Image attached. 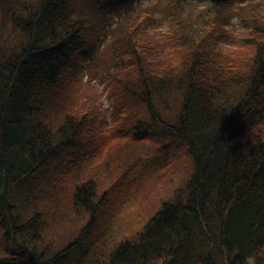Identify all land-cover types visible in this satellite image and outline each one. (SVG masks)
<instances>
[{
	"label": "trees",
	"instance_id": "16d2710c",
	"mask_svg": "<svg viewBox=\"0 0 264 264\" xmlns=\"http://www.w3.org/2000/svg\"><path fill=\"white\" fill-rule=\"evenodd\" d=\"M0 8V264H264V0Z\"/></svg>",
	"mask_w": 264,
	"mask_h": 264
},
{
	"label": "rangeland",
	"instance_id": "374dc122",
	"mask_svg": "<svg viewBox=\"0 0 264 264\" xmlns=\"http://www.w3.org/2000/svg\"><path fill=\"white\" fill-rule=\"evenodd\" d=\"M203 1H207V0H195V2H203ZM246 1H248V0H237V2H246ZM1 9V8H0ZM106 102V101H105ZM164 137L162 136V135H160V134H158V135H150L148 138H144V140H141L140 141V143H137L136 141H134V139H133V141H132V139H128L127 137H125V136H123L120 140H121V142L122 143H125V144H129L130 146H133V150H131L132 152H130V153H134V157H131V155H129V156H127L126 158L127 159H124V161L126 162V163H132V164H135V165H140L139 164V162H145V161H149V160H151V159H148V158H150V157H147L148 156V154H151L152 152H151V150H154V149H156V147L157 146H159V143L162 141V139H163ZM115 142H117V141H112V144L113 143H115ZM164 142H166V140H164L161 144H163ZM164 144H166V146L168 145V146H171V148H173V147H176L177 149H179V146L181 145L180 144V142H178L177 141V143L176 144H168L167 142L166 143H164ZM165 146V147H166ZM183 146V145H182ZM167 151H171V150H167ZM156 153V152H155ZM160 153H161V155H160V157L162 158V159H164V158H166L167 156H169L168 155V152H166V151H160ZM107 158H112L115 154H113L112 153V145L111 146H109V148H108V151H107ZM163 154H165V155H163ZM152 155V154H151ZM185 153H183L182 155H179V158H177L176 160H175V162H179L178 164H179V166H178V168H180V169H185V167H186V165H188L189 163L191 164L192 163V161H188V155H186ZM139 169H136V172L137 173H135L136 175H138L139 173H138V171L139 172H141L142 170H140V167H138ZM152 168H154V167H152ZM93 169H94V167L92 166V168H91V171H93ZM171 168H166L165 170H162V171H158V174L160 173L161 174V176H158L157 174H151V173H148L149 175H148V179H146V180H148V181H150V186L152 185H154V186H156L157 187V185H155V182L156 183H158L159 182V180L160 179H162V180H160V184H162V185H164L165 184V178L166 177H168V176H173L174 175V173H172L171 171ZM153 171H156V168H154L153 169ZM94 172L95 173H98L99 174V171H97V170H94ZM173 172H175V171H173ZM179 180V179H178ZM100 181V180H99ZM148 184V183H147ZM149 185V184H148ZM105 183H104V181H100V183L98 182V183H95V187L97 188V196L96 197H94V202L96 203V207H98V204H99V202H102L104 199H106V203H110V202H112V201H114V199H115V197L113 196V194H111V193H106L104 196H103V194H104V191H105ZM152 188H155V187H152ZM108 191V190H107ZM108 195H110V196H108ZM103 196V197H102ZM107 196V197H106ZM77 204H79V203H77ZM107 205V204H106ZM99 208V207H98ZM101 208V207H100ZM99 208V209H100ZM122 209H124V207L122 208ZM121 211L122 210H120V211H118V212H115L114 213V211H113V209H110V210H105L104 209V211L102 210L101 212V216L105 219H108L107 221H109V220H111L112 222H118L119 223V220H121L122 218H120V216H121ZM74 214V213H73ZM76 216V215H75ZM147 217V216H146ZM79 221V224L81 223V221H82V219H81V217H79V218H77ZM147 219H148V217H147ZM110 223V222H109ZM139 223V222H138ZM138 223H137V225H138ZM85 224H86V227L88 226V224H89V222H88V220L87 219H85ZM144 225V224H143ZM139 228H137V230H138ZM136 230V231H137Z\"/></svg>",
	"mask_w": 264,
	"mask_h": 264
},
{
	"label": "clouds",
	"instance_id": "9594fccd",
	"mask_svg": "<svg viewBox=\"0 0 264 264\" xmlns=\"http://www.w3.org/2000/svg\"><path fill=\"white\" fill-rule=\"evenodd\" d=\"M243 264H259V258L256 253H250L243 257Z\"/></svg>",
	"mask_w": 264,
	"mask_h": 264
}]
</instances>
